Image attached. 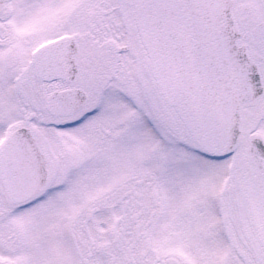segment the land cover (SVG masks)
I'll list each match as a JSON object with an SVG mask.
<instances>
[{"label":"snow or ice","instance_id":"1","mask_svg":"<svg viewBox=\"0 0 264 264\" xmlns=\"http://www.w3.org/2000/svg\"><path fill=\"white\" fill-rule=\"evenodd\" d=\"M0 264H264V0H0Z\"/></svg>","mask_w":264,"mask_h":264}]
</instances>
